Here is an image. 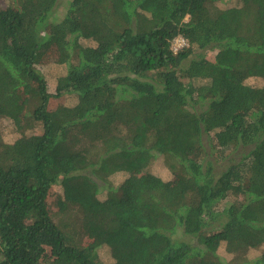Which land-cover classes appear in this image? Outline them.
Returning <instances> with one entry per match:
<instances>
[{
    "label": "trees",
    "instance_id": "trees-1",
    "mask_svg": "<svg viewBox=\"0 0 264 264\" xmlns=\"http://www.w3.org/2000/svg\"><path fill=\"white\" fill-rule=\"evenodd\" d=\"M232 1L0 8V264H264V0Z\"/></svg>",
    "mask_w": 264,
    "mask_h": 264
},
{
    "label": "rangeland",
    "instance_id": "rangeland-1",
    "mask_svg": "<svg viewBox=\"0 0 264 264\" xmlns=\"http://www.w3.org/2000/svg\"><path fill=\"white\" fill-rule=\"evenodd\" d=\"M69 0H60V7L64 8L66 7L67 3ZM238 4V0L235 1L233 0L232 2L228 3L226 5V7H231L234 4ZM17 6V3L15 2V0H0V8L3 10L9 9V8H15ZM61 11L58 13V16H60ZM173 45L178 49L182 46V42L180 41L179 37L176 38L173 41ZM172 45V47H173ZM179 50V49H178ZM42 54V63L43 64H47V65H39L38 69L40 70V72L42 73H47L50 72L52 69L56 68L57 65L54 64L52 65V63H56L58 61V53L55 51V49H51V50H43L41 51ZM51 64V65H50ZM249 83L251 85H255V86H264V80H257V79H252L249 81ZM54 106H57V104H54ZM9 131V130H7ZM193 157H198V153L197 152H193L192 153ZM240 157L236 158V160H239ZM212 159V158H210ZM161 161V162H160ZM230 159H227L226 161H223L222 163L219 164H215V172L216 173H221L223 170H225L229 165H230ZM151 172L157 176H159L160 178H162L165 181H170L172 179V174L171 172L164 167V163L162 161V159H159L157 161L156 164L151 166ZM126 179L125 175H116L114 177H112V182L115 186H119L124 180ZM105 193L100 194V196L102 197V199H104ZM48 207H49V212L51 214V217L53 218V220L55 221V223H62L65 221V216L68 212L66 208V204L65 202L62 200V187L61 186H55L54 190L50 193V198L48 200ZM67 223V222H65ZM73 227V226H72ZM79 229V228H78ZM73 229L72 233L74 232ZM80 230V229H79ZM81 232V230H80ZM83 239L84 241L88 240V237L82 233ZM187 241L190 240V238H185ZM224 246H222V248H220V253L223 256V259L229 260L231 259V255H229L225 249L223 248ZM264 253V247L257 250V251H253L250 253L251 257H257L260 256ZM100 262L102 264H109L112 260L111 255L109 252L102 251L100 254Z\"/></svg>",
    "mask_w": 264,
    "mask_h": 264
},
{
    "label": "built area",
    "instance_id": "built-area-1",
    "mask_svg": "<svg viewBox=\"0 0 264 264\" xmlns=\"http://www.w3.org/2000/svg\"><path fill=\"white\" fill-rule=\"evenodd\" d=\"M179 39H180V41L182 42V46L180 47V48H178V49H181L183 46H185L186 45V41L182 38V37H179ZM174 44V43H173ZM178 49L173 45V50L174 51H178Z\"/></svg>",
    "mask_w": 264,
    "mask_h": 264
}]
</instances>
